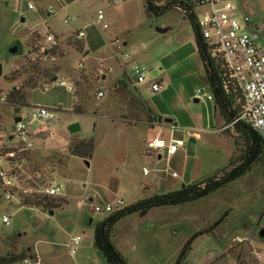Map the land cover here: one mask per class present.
<instances>
[{
  "label": "rangeland",
  "instance_id": "rangeland-1",
  "mask_svg": "<svg viewBox=\"0 0 264 264\" xmlns=\"http://www.w3.org/2000/svg\"><path fill=\"white\" fill-rule=\"evenodd\" d=\"M232 1L257 21V44L264 47V0ZM48 29L54 43L45 39ZM193 33L184 11L155 16L145 0H0V154L15 150L10 165L18 184L11 200L0 197L1 254L23 253L14 264H108L93 231L109 212L96 205L117 208L171 192L236 162L242 143L235 146L224 133L231 127L214 97L195 95L211 88ZM74 40L80 49L71 46ZM133 63L151 70L146 80L133 83ZM153 79L162 81L161 91L150 89ZM10 91L23 93L25 105L10 103ZM33 106L54 117L32 120L33 148L19 150L14 108L28 120ZM75 124L80 128L73 132ZM89 137L95 139L91 157L69 152L70 142ZM155 137H180L183 145L169 157L160 148L157 158L148 145ZM48 183L60 184L58 196L39 191ZM34 195L66 202L53 210L24 203ZM216 222L193 239L180 264H264V151L244 175L201 198L122 217L112 241L130 264H175L186 241ZM75 239L70 253L66 245Z\"/></svg>",
  "mask_w": 264,
  "mask_h": 264
},
{
  "label": "built area",
  "instance_id": "built-area-1",
  "mask_svg": "<svg viewBox=\"0 0 264 264\" xmlns=\"http://www.w3.org/2000/svg\"><path fill=\"white\" fill-rule=\"evenodd\" d=\"M59 1L55 0V2ZM108 1L116 3L120 0ZM151 1L155 4L173 3L182 11H189L193 14L210 56L220 62L228 79L233 81L241 90L243 110L239 119L248 123L264 138V47L257 44L259 33L256 26L257 21L254 17L249 12L242 11L232 0ZM98 18H102L101 10H99ZM107 26L108 23L105 22L103 27ZM81 35H83V32L79 31L78 36ZM45 39L49 42H55V36L50 29L47 30ZM124 55L127 56V53H124ZM131 70L134 78L133 83L146 80V71L149 73L151 71L138 63H133ZM58 83L72 90V87L65 80L61 79ZM163 88L162 81L157 79L150 81V89L153 91L158 92ZM101 93L99 91L98 95H101ZM195 95L197 97L205 95L208 99H213L212 92L205 94L202 90H197ZM28 113L30 119L27 120L22 117L21 113H18L21 119L19 121L13 119L12 122V134L15 142L19 144V150L33 148L30 127L32 120L54 117L53 112L43 106H33ZM148 145L156 152L160 148H165L166 155L169 157L177 151L179 146L183 145V141L173 138L165 141L162 138L155 137L148 142ZM14 157L15 150H7L0 154V197L6 200H11L15 196L14 193L18 187L15 169L10 165ZM175 174L176 172H173V175ZM39 191L47 196H58L61 192V186L58 183H48L42 186ZM118 204L119 206L122 205L123 199H119ZM94 209L110 213L116 208H113L107 202L103 206L96 205ZM2 219L5 223L9 222L7 215H4ZM78 244V239H75L72 243H68L66 247L70 253H75Z\"/></svg>",
  "mask_w": 264,
  "mask_h": 264
},
{
  "label": "trees",
  "instance_id": "trees-1",
  "mask_svg": "<svg viewBox=\"0 0 264 264\" xmlns=\"http://www.w3.org/2000/svg\"><path fill=\"white\" fill-rule=\"evenodd\" d=\"M145 5L146 10L155 16L164 13L168 9L178 8L173 3L155 4L151 0H145ZM185 13L189 17L193 28L195 44L206 71L209 86L214 97V105L218 107L219 115L224 123L231 127V129L224 133L233 138L235 146L238 147L239 142H241L242 149L239 151L236 162H231L229 168L220 174H214L213 176L192 183L182 184L177 190L171 192L138 199L128 205L117 207L103 219L96 221L93 231V243L108 264H130L112 241L113 228L119 219L135 212L143 216L154 207L176 205L201 198L226 183L244 175L251 169L264 151V138L248 123L239 119L243 110L241 90L233 81L228 79L220 62L210 56L208 47L202 39L200 28L196 24L193 14L189 11H185ZM71 46L80 49L82 42L74 40ZM6 99L10 103H15L20 106L25 105L23 93L14 96L12 91H10L8 96L6 95ZM237 99H239L238 102ZM94 148V137L83 138L77 142L73 141L68 145V150L72 155L82 158L91 157ZM65 202L66 199L64 198L51 199L45 196L40 197L39 195L26 196L24 199V203L29 204L30 207H40L44 210H53ZM217 224L218 222L210 226L207 230L195 232L184 244L175 264H180L185 258L187 252L191 249V242L196 236L205 231L211 232ZM23 256L24 254L21 252L0 253V264H14L21 260ZM31 256L34 257L35 255Z\"/></svg>",
  "mask_w": 264,
  "mask_h": 264
},
{
  "label": "water",
  "instance_id": "water-1",
  "mask_svg": "<svg viewBox=\"0 0 264 264\" xmlns=\"http://www.w3.org/2000/svg\"><path fill=\"white\" fill-rule=\"evenodd\" d=\"M10 51H11V52H16V51H18V47H17V46H13V47L10 48ZM1 72H2V69H1V65H0V75H1ZM156 73H157V71L155 70V71L153 72V74L155 75ZM53 78L56 79V76H54ZM197 99H198V98H195V101H197ZM19 111H20V107H15V108H14V112H15V115H14V117H13L14 121H19V120L21 119L20 115L18 114ZM163 121H164V122H169V123H170V122H173V118H171V117H164V118H163ZM79 128H80V127H79L78 124H75V125L71 126V130H72L73 132L79 130ZM86 162H87V161H86ZM50 213H52V211H51ZM259 234H260V236H262V237L264 238V226L259 230Z\"/></svg>",
  "mask_w": 264,
  "mask_h": 264
},
{
  "label": "crops",
  "instance_id": "crops-1",
  "mask_svg": "<svg viewBox=\"0 0 264 264\" xmlns=\"http://www.w3.org/2000/svg\"><path fill=\"white\" fill-rule=\"evenodd\" d=\"M193 38H194V33H193ZM194 42H195V40H194ZM196 45V44H195ZM196 48H197V46H196ZM198 52V51H197ZM199 55V54H198ZM155 70H153V72H154ZM157 71V70H156ZM158 74V72L155 74V75H157ZM160 80H162V78L160 79ZM197 101H198V99H197ZM171 138H173V139H181L180 137H171ZM170 138V139H171ZM182 140V139H181ZM154 153H156L157 154V158H160L161 157V154L159 153V152H154ZM146 198V197H145ZM92 198H90V200H91ZM142 199V198H141ZM30 255H36V253H34V252H31L30 253ZM37 256V255H36ZM37 258H38V256H37Z\"/></svg>",
  "mask_w": 264,
  "mask_h": 264
}]
</instances>
